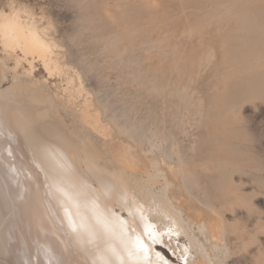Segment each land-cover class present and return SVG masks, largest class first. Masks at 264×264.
Listing matches in <instances>:
<instances>
[{"label":"rangeland","instance_id":"1","mask_svg":"<svg viewBox=\"0 0 264 264\" xmlns=\"http://www.w3.org/2000/svg\"><path fill=\"white\" fill-rule=\"evenodd\" d=\"M11 1L15 6L23 4L27 6H23L24 8L30 10V12L33 11L32 13L35 16L37 15L36 19L41 28H45L46 34L53 37L60 45L57 54L62 69L49 75L41 62L37 61L35 62L36 69L34 68L31 74L33 77L31 79L30 76V79L32 83L37 81V84L35 82V85H33L40 88L41 92L45 87L52 92V95L56 92L59 93L53 96L55 97L53 99L50 95L51 92L49 94L46 92L47 89L44 88L46 93L43 92L42 95H49L54 100V106L52 104V108H50L53 110H50V114L53 112L51 115H57L56 117L59 120L64 115L66 118H62V122L65 123L66 128L70 129L69 127L72 125L71 129L73 131L69 130L70 133H68L64 124L60 122L63 124L60 126L66 129V133L71 134L72 131V133L77 134V130L78 133L80 131L82 133L83 130L80 129L83 125V129L87 132L85 134H88V136L86 135L83 138V131L80 137L85 142L87 138L90 139L92 142L89 143L87 139V147H91L92 144V147H97L93 151L103 152V154L108 149V152L119 151L121 149L119 144L122 142L121 144L127 143L130 147H139L135 150L148 154L149 157L147 156V158L149 159L155 158V155L159 159L165 157V159L172 161L174 166L175 164L178 165V162L184 166L186 164L190 168L195 165L194 168L200 167L199 165L203 161H208L207 164H222L221 166L226 171L228 170V178L233 179L235 186H239V190H245L241 191L245 192V199L243 204L225 210L224 217L236 222L239 236L237 239V235L234 233L227 235L225 238L227 249L225 248V250H231V248L232 250H228L227 255L223 251L222 256L224 258H220L223 262L228 257L225 261L227 263L232 262L233 259L235 264H264L254 258L259 249L264 252V95L248 96L244 98L245 100L238 101V105L237 103H234L236 105H230L225 101L228 91V85H225L230 79L228 77L229 73H226L228 68L225 70L222 63V47L216 34H214L216 33L214 28L210 29V34L215 35L212 41L210 40L214 52L213 61L211 60V64L206 67L207 69L193 72L188 61L190 49L193 46L199 48L200 45L197 37H190L188 34L187 0H126V2L125 0H119L120 2L118 0H0V6H5V9H7L8 3ZM119 3L128 5L136 3L138 4V12L126 14L125 8H120ZM128 30L135 31L133 38L129 37ZM112 40L113 43L111 44L110 41L112 42ZM111 45L114 46L111 47ZM1 49L0 45V60L4 56L6 58L4 57L0 61V63H3L0 66V91L9 89L10 92L14 90V88L10 90L11 75L14 73L11 69H8V66H13L14 59L12 56L9 59ZM21 72L22 66L17 69L18 74H21ZM203 72L205 74H202ZM219 73L224 76L221 74L222 77ZM8 85L10 87H7ZM183 87L184 89L187 88L188 93ZM157 88L159 89L155 92ZM172 91H174L173 94ZM72 93L75 97L72 95L73 99L71 98L72 101H69V95ZM6 94L5 91L2 92L3 96L0 98V103L5 102L9 97ZM56 97H59V99H56ZM83 98L94 105L92 108L95 107V110H99L97 113L99 112L98 115H100L101 121H104L103 124L109 122L105 125L109 129L112 128L113 135H110L111 131L109 129L107 134L113 136L112 138L118 141L117 143L108 135L97 134L90 127L88 128L80 117L78 118L79 104L84 101ZM63 100L67 101L64 103ZM185 100L188 102L185 103L186 107L184 106ZM9 101L11 100L9 99ZM33 103L30 102L29 105ZM35 103L36 106L40 104L38 101ZM57 103H59L58 108L62 106L61 111L63 114L59 111L60 108L58 110L56 107ZM197 106L200 108H197ZM228 109L231 112H226ZM7 110L6 112H8ZM183 110L185 113L182 112ZM74 111L78 115L74 114ZM67 113L69 116H67ZM76 118L78 119L76 120ZM72 119L76 120L75 123L77 124L81 122V126L78 124L80 128L77 124L74 127ZM67 123L71 124L68 125ZM0 126V264H76L75 255L77 251H74L76 254H73L72 245H69L68 240H65L64 244L65 237H63L64 239L61 238L64 236L63 233L56 231V233L60 232L58 235V233L54 234L55 232L53 234L52 232H43L42 228L48 226V221L37 217L38 207H40L38 199L41 198L39 195L41 184L33 177L40 179L41 175V179L44 178L40 174L43 173V169L38 167L34 158L29 157L31 151L29 145L26 146L25 144H28V142L23 141L24 137L22 139V135L17 136L16 133H13L1 118ZM73 127L74 129L77 127L76 131ZM89 131L94 133V135L91 133V138ZM95 134L97 135L95 136ZM119 135L126 137H123V139ZM128 138L129 140L133 139L134 142L130 141L132 142L130 144ZM112 141L116 143H114L116 147ZM106 142L110 143L107 144ZM110 145L115 147L114 151H112L114 148L112 149ZM75 161H78V164ZM176 161L178 162L175 163ZM72 162H74L72 168L77 167L76 170L73 168L74 172H80L81 175L82 164H79L80 161L73 158ZM24 165L25 169L27 168L26 171H24ZM30 169H32L31 172ZM28 172H30V176H27ZM143 178L146 179L147 176L143 175ZM202 179L204 182H209V179L205 177H202ZM27 181L30 183L29 186L26 184ZM163 183V179L158 177L152 184L156 191H159L164 188ZM32 184L34 187H31ZM38 185H40L39 188ZM36 186L39 191L34 189ZM46 187H48L47 184ZM44 192L46 193L45 188L42 189V194ZM247 192L251 198L247 197ZM35 196L36 198L33 199ZM43 196L44 199L47 198L45 194ZM45 202L49 207L50 214L53 213L47 199ZM248 202H251L254 206ZM53 214L52 218L55 222L56 219ZM124 215L127 214L124 212ZM56 222L58 221L56 220ZM241 223H245L247 225L245 228L251 232H244V224ZM238 225H240V228ZM175 233L173 235L177 239L186 237L183 232H177L176 235ZM44 234L47 238L50 237L49 240ZM250 235H256L253 245L249 248L242 247V242L247 240ZM244 236L245 238H243ZM39 239L41 240L39 241ZM187 243L189 244L188 241ZM66 245H69V247ZM235 245L238 247L233 250Z\"/></svg>","mask_w":264,"mask_h":264},{"label":"bare ground","instance_id":"2","mask_svg":"<svg viewBox=\"0 0 264 264\" xmlns=\"http://www.w3.org/2000/svg\"><path fill=\"white\" fill-rule=\"evenodd\" d=\"M119 4L120 8H125L126 14L138 12V4L136 3L130 5L124 3ZM23 6L26 5L15 6L12 1L8 3L7 9H5V6H0L1 50H3V53L9 59H11L10 56L14 59V62L12 61L13 66L6 64L8 69H11L14 73L11 75V87L9 85L7 87H10V90L14 88V90L9 92V89H2V92L5 91L9 97L5 102L0 103V118L13 133H16L17 136L22 135V139L24 137L23 141L28 142V144L24 143L26 146L29 145L31 151L29 157L31 159L34 158L38 167L43 169V173H40L42 177L44 176L42 178L43 180L41 179V175V180L35 176L33 177L41 184V191L39 192L41 198L39 197L38 199L40 201L38 202L40 203V207L37 206V200L35 202L39 209L37 211V217L38 219L42 218L48 221V226H43L42 228L43 232H52V234L55 232L54 234H57L58 232L56 233V231H61V234L63 233L64 235H60L62 236L61 238L65 237V239L63 238V242L68 240L69 245H72L73 254L75 253L74 251H77V254L75 253L76 264H235L233 259L232 262H225L228 259L226 252L229 250H225V238L227 235L234 233L238 239V229L236 222L226 219L224 213L227 209H232L241 203L243 204L245 192L243 193L241 191L245 190H239V186H235L233 179L228 178V170L226 171L221 166L222 164H207L209 162L206 160L207 162L203 161L204 163L202 162L199 165L200 167L197 166V168H194L195 165L194 167L192 166L193 168H190L186 164L185 166L181 165L182 163L179 164L178 159L175 162H178V165L175 164L174 166L172 161L165 159L163 155L161 159L158 156L157 158L156 155L155 158L152 157L149 159L147 158L148 154L136 151L139 147H130L127 143L121 144L122 142H119V146L121 147L119 151L108 152V149L107 154L104 153L106 155L103 152L93 151L97 147H92V144V149L89 146L87 147V141L89 140V143L92 141L87 138L88 140L86 139L85 142L80 137L83 131L84 137H82L85 138L86 135L88 136V134H85L87 132L83 129V125L81 126V122L78 124L81 126L80 130H83L82 133L80 131L79 134L78 130L77 134L72 133V125L70 127L68 126L70 128L68 129L65 123L62 122V118H66L64 115L59 120L56 117L57 115H51L53 112L50 114L53 110L50 109L52 108V104L54 106L53 99L55 97L53 96L59 93L56 92V94L52 95V92L44 87L47 89L46 92H51L49 94L52 95V99L49 95H42L43 92L46 93L44 88V91L42 90L41 92L40 88L34 86L37 84V81L35 83L33 80L35 84L31 82L33 77L31 74L34 71L35 62L40 61L49 75L61 70L62 64H60L57 54L60 45L53 37L46 34L44 31L45 28H41L36 19L37 15L35 16L32 13L33 11L30 12V10ZM187 7L188 34L190 37H197L200 45L199 48L193 46L190 49L188 61L191 70L193 72H200V70L211 64L214 52L210 45V40L212 41L215 35L210 34V29L213 27L216 32L214 34H216L217 40L222 47L221 57L223 58L222 63L225 67L224 69L226 70L228 68L229 71H226V73H229L228 77L230 80L225 85H228L225 101L230 105H236L234 103L238 105V101L240 102V100L248 96L264 95V0H187ZM127 33L132 38L135 35L134 30H128ZM110 43L112 44L113 40ZM214 60L216 59L214 58ZM1 64L3 63L1 62L0 66ZM21 66L22 72L18 74L17 69ZM222 72L224 73L225 71ZM202 74L205 73L203 72ZM219 74L221 75L222 73ZM149 83L148 85H150ZM216 83L219 82L216 81ZM184 90L186 91L187 88ZM185 91L184 93H186ZM2 92L0 91V98L3 96ZM62 93L64 94V91ZM73 93L69 95V101H72ZM64 96L66 97V95ZM56 99H59V97H56ZM56 99L55 101L57 102ZM36 101L40 103L39 106H36ZM30 102L34 103L29 105ZM186 102L185 100L184 106ZM59 103L56 104L57 106L55 105L57 108ZM92 106L94 105L90 104L86 98L83 102H80L78 118L80 117L83 123L97 134L103 136L108 135L107 131L109 127L106 125L109 122L107 121L108 123H105L106 125L103 124L102 122L104 121H101V117L98 115L99 112L97 113L99 110H95V107L92 108ZM181 106L183 107L182 104ZM181 106L179 107L181 108ZM199 106L201 105L199 104ZM59 108L58 110L62 113V106ZM6 109H8V112H6ZM229 109L226 112H229ZM67 116H69L68 113ZM220 116L222 115L220 114ZM72 120L70 121L72 122ZM75 121L72 122L74 127L77 124ZM60 122L64 124V127L66 126L65 128L68 133H70L69 130H72L71 134L66 133V129L60 126L62 124ZM67 124L70 125L71 123ZM78 124L77 126H79ZM76 128L74 131H76ZM111 130L112 128L109 129V131ZM89 132L90 134L93 133L92 131ZM111 133L110 135H113L112 131ZM110 135L108 136L111 137ZM89 136L91 138L92 134ZM114 141L116 143L118 142L116 140ZM114 141H112L113 145L116 144ZM130 141L134 142L133 139ZM138 144L140 143L138 142ZM115 147H112V149L114 148L112 151L115 150ZM73 158H77L80 161L79 164H82V170L80 168L78 170L82 171L81 173L83 175H80V172H74L77 167H73L75 168L73 170ZM26 163L28 164V162ZM32 169H30V172ZM30 172H28L27 176H30ZM143 175H146L147 178H143ZM158 177L163 179L164 183L162 185H164V188L161 187V190L156 191L152 183ZM202 177L209 179V182L202 181ZM26 184L28 185L30 183L27 181ZM33 184L31 187H34ZM46 184L48 187H46ZM38 188L36 186L34 189L39 191ZM43 188H45L46 193L44 192L42 194ZM44 194L54 214L52 212L50 214L49 207H47L45 202L46 199L43 196ZM246 194L249 197L248 192ZM35 198L36 196L33 199ZM249 198L247 199L250 201ZM248 203L254 206L251 202ZM124 212L127 214L126 216ZM52 214L58 222L56 220L54 222ZM237 223L239 224L238 221ZM243 224L245 228L247 225L245 223ZM238 226L240 228V225ZM174 232H176L175 235L177 232H183L186 237L177 239L173 235ZM244 232L250 233L251 231L245 228ZM241 234L245 235L243 233ZM44 236L46 237L45 234ZM255 240L256 235H250L247 240L242 242V247L249 248ZM69 245L66 246L69 247ZM237 245L234 246L233 250L238 247ZM223 251H225L226 255L224 256L227 259L222 262V258L220 257H223ZM254 258L258 262L264 263V252L262 249H259Z\"/></svg>","mask_w":264,"mask_h":264}]
</instances>
